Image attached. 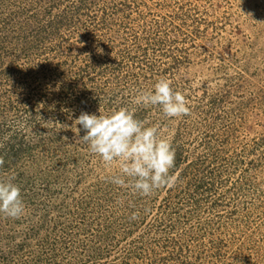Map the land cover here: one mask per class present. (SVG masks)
I'll use <instances>...</instances> for the list:
<instances>
[{"label": "rangeland", "instance_id": "374dc122", "mask_svg": "<svg viewBox=\"0 0 264 264\" xmlns=\"http://www.w3.org/2000/svg\"><path fill=\"white\" fill-rule=\"evenodd\" d=\"M160 78L190 117L133 102ZM120 107L172 142L173 188L112 184L77 140ZM0 144L26 206L0 264H264V0H0Z\"/></svg>", "mask_w": 264, "mask_h": 264}, {"label": "clouds", "instance_id": "9594fccd", "mask_svg": "<svg viewBox=\"0 0 264 264\" xmlns=\"http://www.w3.org/2000/svg\"><path fill=\"white\" fill-rule=\"evenodd\" d=\"M133 102L145 107H158L170 119L192 115L190 101L182 92L174 90L172 81L167 78L158 79L152 90L138 91ZM54 124L61 128L70 127L59 122ZM73 124L78 133L84 132L77 140L87 144L91 154L99 157L106 167L118 165L119 174L110 178L112 184L129 187L142 197H150L158 190L175 186L178 174H170L176 166L172 142L160 136L157 126H145L144 121L136 119L134 111L126 107L115 109L110 115L81 111ZM18 128L23 130L25 124L18 122ZM63 139L68 140L67 137ZM3 164L4 159L0 157V167ZM14 180V175L0 180V214L19 220L25 215L26 206L21 189L13 183ZM131 219H138V215L133 214Z\"/></svg>", "mask_w": 264, "mask_h": 264}, {"label": "trees", "instance_id": "16d2710c", "mask_svg": "<svg viewBox=\"0 0 264 264\" xmlns=\"http://www.w3.org/2000/svg\"><path fill=\"white\" fill-rule=\"evenodd\" d=\"M14 156H15V157H17V155H16V154H15Z\"/></svg>", "mask_w": 264, "mask_h": 264}]
</instances>
